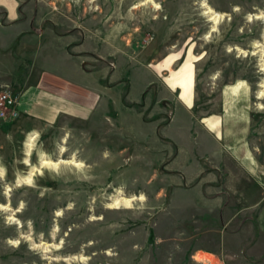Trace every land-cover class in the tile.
<instances>
[{
  "label": "rangeland",
  "instance_id": "1",
  "mask_svg": "<svg viewBox=\"0 0 264 264\" xmlns=\"http://www.w3.org/2000/svg\"><path fill=\"white\" fill-rule=\"evenodd\" d=\"M16 1L15 20L0 8V91L21 101L54 71L111 98L86 120L0 117V264H264L249 213L228 225L172 204L181 174L167 169V133L185 141L189 129L167 128L177 92L166 81L184 68L194 85L195 72L193 119L223 86L245 96L248 83L264 161V0ZM122 194L145 199L111 208Z\"/></svg>",
  "mask_w": 264,
  "mask_h": 264
},
{
  "label": "crops",
  "instance_id": "2",
  "mask_svg": "<svg viewBox=\"0 0 264 264\" xmlns=\"http://www.w3.org/2000/svg\"><path fill=\"white\" fill-rule=\"evenodd\" d=\"M18 6L16 0H0V8L6 11L9 21L18 18ZM0 27H4L2 22ZM173 61L171 59L166 65ZM178 70L166 77L170 85L169 97L173 91L177 92L174 114L167 128L175 125L183 130V123L189 129V136L185 142L167 133V146L170 145L167 155L172 153L167 169L181 174L180 183L175 182L180 193L173 196L172 204L194 209L204 222L212 218L210 215L220 214L228 225L238 215L249 213L243 221L254 219L258 237L264 240V161L259 149L251 145L248 83L244 86L245 96L227 97L229 85L223 86L219 97L212 99L211 113L193 119V111H197L198 106L193 91L195 72L194 85L192 74L183 68L173 81L177 86H173L170 79ZM22 94L18 108L21 117L45 125L54 123L62 115L86 120L97 102L111 98L106 91L97 92L91 86L78 85L54 71L43 72L37 83ZM183 110L187 117L182 120L178 115ZM219 171L224 176L221 182Z\"/></svg>",
  "mask_w": 264,
  "mask_h": 264
},
{
  "label": "built area",
  "instance_id": "3",
  "mask_svg": "<svg viewBox=\"0 0 264 264\" xmlns=\"http://www.w3.org/2000/svg\"><path fill=\"white\" fill-rule=\"evenodd\" d=\"M19 104L20 95L10 86H6L0 91V117H18L20 114Z\"/></svg>",
  "mask_w": 264,
  "mask_h": 264
},
{
  "label": "bare ground",
  "instance_id": "4",
  "mask_svg": "<svg viewBox=\"0 0 264 264\" xmlns=\"http://www.w3.org/2000/svg\"><path fill=\"white\" fill-rule=\"evenodd\" d=\"M150 2H152V0H148ZM157 8H160V6L158 5H155ZM209 12H212V10L210 9ZM218 16H216L217 18ZM32 139V138H31ZM29 146H30V150H31V147L33 146L32 145V142L29 143ZM43 164L44 165H50V166H54V167H58L60 164H72L74 166H82L83 163L81 162H77L76 160H70V161H66L64 159H61L59 161H51V160H48V159H44L43 160ZM0 172H1V169H0ZM27 180H32L31 177L27 178ZM145 199V196L144 195H141V196H132V197H127V196H124L123 194L120 195L116 200L115 202L113 203V205L111 206V208H115V209H118L121 207V205H125L126 207H132L133 206V203L137 200H144ZM2 209H7L6 207L4 206H0ZM122 208V207H121Z\"/></svg>",
  "mask_w": 264,
  "mask_h": 264
},
{
  "label": "trees",
  "instance_id": "5",
  "mask_svg": "<svg viewBox=\"0 0 264 264\" xmlns=\"http://www.w3.org/2000/svg\"><path fill=\"white\" fill-rule=\"evenodd\" d=\"M264 203V202H263Z\"/></svg>",
  "mask_w": 264,
  "mask_h": 264
}]
</instances>
